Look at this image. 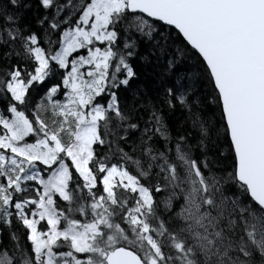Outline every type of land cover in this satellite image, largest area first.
I'll return each instance as SVG.
<instances>
[{
	"label": "snow or ice",
	"instance_id": "6c2138e0",
	"mask_svg": "<svg viewBox=\"0 0 264 264\" xmlns=\"http://www.w3.org/2000/svg\"><path fill=\"white\" fill-rule=\"evenodd\" d=\"M0 264H264V0H0Z\"/></svg>",
	"mask_w": 264,
	"mask_h": 264
}]
</instances>
